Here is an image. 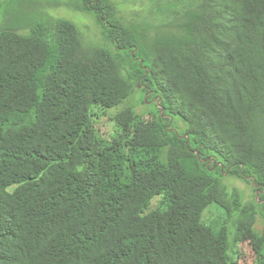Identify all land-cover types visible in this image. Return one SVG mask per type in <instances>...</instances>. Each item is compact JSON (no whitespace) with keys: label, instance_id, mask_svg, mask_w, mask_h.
I'll use <instances>...</instances> for the list:
<instances>
[{"label":"trees","instance_id":"1","mask_svg":"<svg viewBox=\"0 0 264 264\" xmlns=\"http://www.w3.org/2000/svg\"><path fill=\"white\" fill-rule=\"evenodd\" d=\"M50 2L103 44L67 18L0 30V264H241L248 243L264 264V0H152L131 21ZM140 88L154 121L128 108L101 134Z\"/></svg>","mask_w":264,"mask_h":264},{"label":"rangeland","instance_id":"2","mask_svg":"<svg viewBox=\"0 0 264 264\" xmlns=\"http://www.w3.org/2000/svg\"><path fill=\"white\" fill-rule=\"evenodd\" d=\"M50 1L51 0H2L0 4V30L5 28L16 29V25L24 23L26 16H28V18L33 16L34 20L40 21H47V17L56 19L67 18L77 25L87 45L93 46L95 44H103L94 17L91 18L84 14H74L63 7H54ZM113 3L129 21L133 20L134 12H140L143 17L147 18L149 16V10L154 7V2H152V0H113ZM44 15L46 17H44ZM144 97L147 98V95L143 92L142 88H140L133 94L128 102L121 106V108L115 111H109L107 116L98 124L100 133L107 137H111L115 130V123L113 120L117 118L120 113L128 110V108H135L144 121H154L153 114H156L155 111L157 107L155 104H157V99L152 103H145ZM223 184L228 188L229 194L235 193L237 189L245 200L250 201L254 198L253 187L242 180L225 176ZM210 209L211 210L205 215V223L211 227L222 224L226 217L224 211L217 205H214ZM263 227L264 224L261 222L259 229L263 231ZM239 251L241 253V264H255L256 254L251 244L248 243L241 246Z\"/></svg>","mask_w":264,"mask_h":264},{"label":"water","instance_id":"3","mask_svg":"<svg viewBox=\"0 0 264 264\" xmlns=\"http://www.w3.org/2000/svg\"><path fill=\"white\" fill-rule=\"evenodd\" d=\"M258 195H259V192H258Z\"/></svg>","mask_w":264,"mask_h":264}]
</instances>
